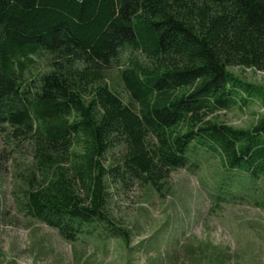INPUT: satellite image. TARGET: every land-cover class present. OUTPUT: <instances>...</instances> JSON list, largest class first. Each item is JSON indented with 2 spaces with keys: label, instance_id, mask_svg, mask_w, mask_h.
<instances>
[{
  "label": "trees",
  "instance_id": "obj_1",
  "mask_svg": "<svg viewBox=\"0 0 264 264\" xmlns=\"http://www.w3.org/2000/svg\"><path fill=\"white\" fill-rule=\"evenodd\" d=\"M236 67L264 72V0H0V131L32 159L23 209L68 241L103 225L128 243L110 187L162 192L201 151L222 184H261L263 204L264 114L248 129L212 118L264 109Z\"/></svg>",
  "mask_w": 264,
  "mask_h": 264
},
{
  "label": "rangeland",
  "instance_id": "obj_2",
  "mask_svg": "<svg viewBox=\"0 0 264 264\" xmlns=\"http://www.w3.org/2000/svg\"><path fill=\"white\" fill-rule=\"evenodd\" d=\"M231 70L264 87V72ZM119 72L111 71L112 83ZM263 114L256 101L212 118L248 129ZM23 150L0 131V264H264V203L256 193L261 184L242 186L237 173L231 185L222 184L226 174L219 159L205 151L193 159L197 165L191 162L169 172L162 192L145 181L110 187L108 210L115 227L129 234L126 243L103 225L68 241L27 214L20 204L19 184L32 159Z\"/></svg>",
  "mask_w": 264,
  "mask_h": 264
}]
</instances>
